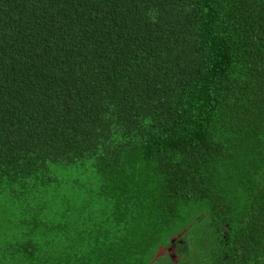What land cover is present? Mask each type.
<instances>
[{"label": "trees", "instance_id": "1", "mask_svg": "<svg viewBox=\"0 0 264 264\" xmlns=\"http://www.w3.org/2000/svg\"><path fill=\"white\" fill-rule=\"evenodd\" d=\"M199 221L264 264V0H0V264H151Z\"/></svg>", "mask_w": 264, "mask_h": 264}, {"label": "rangeland", "instance_id": "2", "mask_svg": "<svg viewBox=\"0 0 264 264\" xmlns=\"http://www.w3.org/2000/svg\"><path fill=\"white\" fill-rule=\"evenodd\" d=\"M201 223L194 222L186 227L178 239L165 246V251L156 254L151 264H210L209 261L214 257L213 246L206 241H197L201 235L210 236L207 228L198 225Z\"/></svg>", "mask_w": 264, "mask_h": 264}]
</instances>
